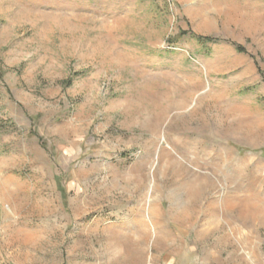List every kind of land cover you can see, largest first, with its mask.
<instances>
[{"label": "rangeland", "instance_id": "rangeland-1", "mask_svg": "<svg viewBox=\"0 0 264 264\" xmlns=\"http://www.w3.org/2000/svg\"><path fill=\"white\" fill-rule=\"evenodd\" d=\"M0 264H264V0H0Z\"/></svg>", "mask_w": 264, "mask_h": 264}, {"label": "trees", "instance_id": "trees-1", "mask_svg": "<svg viewBox=\"0 0 264 264\" xmlns=\"http://www.w3.org/2000/svg\"><path fill=\"white\" fill-rule=\"evenodd\" d=\"M199 38L206 40V41H215L218 42L221 40L219 37L211 36V35H201ZM239 50H243L240 45L237 46Z\"/></svg>", "mask_w": 264, "mask_h": 264}, {"label": "bare ground", "instance_id": "bare-ground-1", "mask_svg": "<svg viewBox=\"0 0 264 264\" xmlns=\"http://www.w3.org/2000/svg\"><path fill=\"white\" fill-rule=\"evenodd\" d=\"M200 188V187H199ZM193 194V193H192ZM238 196L236 194L233 195V198H237ZM248 202V201H247Z\"/></svg>", "mask_w": 264, "mask_h": 264}]
</instances>
